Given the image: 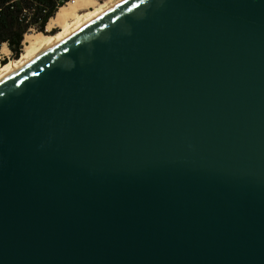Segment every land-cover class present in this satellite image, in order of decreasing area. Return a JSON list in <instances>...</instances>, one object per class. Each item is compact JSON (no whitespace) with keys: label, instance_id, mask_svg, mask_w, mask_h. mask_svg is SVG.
<instances>
[{"label":"water","instance_id":"obj_1","mask_svg":"<svg viewBox=\"0 0 264 264\" xmlns=\"http://www.w3.org/2000/svg\"><path fill=\"white\" fill-rule=\"evenodd\" d=\"M0 264H264V0H121L2 77Z\"/></svg>","mask_w":264,"mask_h":264},{"label":"trees","instance_id":"obj_2","mask_svg":"<svg viewBox=\"0 0 264 264\" xmlns=\"http://www.w3.org/2000/svg\"><path fill=\"white\" fill-rule=\"evenodd\" d=\"M67 0H0V46L6 44L17 59L24 35L31 29L43 31L47 21ZM7 61L1 60L5 65Z\"/></svg>","mask_w":264,"mask_h":264},{"label":"bare ground","instance_id":"obj_3","mask_svg":"<svg viewBox=\"0 0 264 264\" xmlns=\"http://www.w3.org/2000/svg\"><path fill=\"white\" fill-rule=\"evenodd\" d=\"M76 1V0H75ZM74 2H68L62 5L55 13L53 17L49 19L46 26L47 34L33 36L31 34L26 33L24 35L23 41L26 43L25 47L27 50L22 52L20 56L13 60L9 61L7 64L2 65L0 67V79L20 67L24 63L28 62L44 49H46L49 45L55 42L57 39L63 37L68 34L75 28L79 27L95 15L109 8L110 6L116 4L121 0H111L106 5L98 8L95 11H88L83 13V15L78 14V10L81 8H90L92 7L94 1L91 0H77L78 4L75 6H70L71 4H75ZM54 26L61 27L57 33H51V30ZM3 49L0 50L2 52Z\"/></svg>","mask_w":264,"mask_h":264},{"label":"rangeland","instance_id":"obj_4","mask_svg":"<svg viewBox=\"0 0 264 264\" xmlns=\"http://www.w3.org/2000/svg\"><path fill=\"white\" fill-rule=\"evenodd\" d=\"M91 1H94L92 7L90 8H81L79 9L77 12L79 15H83V13L85 12H88V11H95L97 10L98 8L106 5L107 3H109V1L111 0H91ZM78 2L77 0L75 1V4H71L70 6H75L77 5ZM49 21V20H48ZM47 21V22H48ZM46 26H47V23L44 27V30L41 32V31H37V30H33L31 29L29 32H27L28 34H31L33 36H38V35H43V34H47L48 32L46 31ZM59 30H61V27L59 26H54L51 30V33H57ZM26 43L23 41V47H22V52H25L27 50V48L25 47ZM3 49L2 52H0V67L4 64L1 63V60L5 59L7 62L5 64H7L9 61H13L15 59L12 58V53L11 51L9 50V48L6 46V44H2L0 46V50ZM21 52V53H22ZM20 53V54H21ZM20 56V55H19Z\"/></svg>","mask_w":264,"mask_h":264},{"label":"built area","instance_id":"obj_5","mask_svg":"<svg viewBox=\"0 0 264 264\" xmlns=\"http://www.w3.org/2000/svg\"><path fill=\"white\" fill-rule=\"evenodd\" d=\"M74 1H75V0H67V1L64 2V4H65V3H68V2H74ZM33 30H34V29H33Z\"/></svg>","mask_w":264,"mask_h":264}]
</instances>
